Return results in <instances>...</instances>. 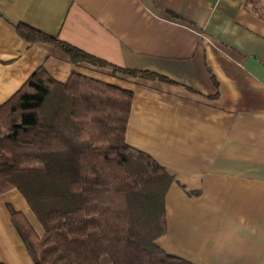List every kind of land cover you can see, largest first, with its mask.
Instances as JSON below:
<instances>
[{
    "label": "crops",
    "instance_id": "obj_1",
    "mask_svg": "<svg viewBox=\"0 0 264 264\" xmlns=\"http://www.w3.org/2000/svg\"><path fill=\"white\" fill-rule=\"evenodd\" d=\"M17 23L139 76L74 63ZM39 66L132 92L130 146L172 175L156 243L195 264H264V0H0V104ZM8 204L42 227L16 188L0 194V261L33 264Z\"/></svg>",
    "mask_w": 264,
    "mask_h": 264
},
{
    "label": "trees",
    "instance_id": "obj_2",
    "mask_svg": "<svg viewBox=\"0 0 264 264\" xmlns=\"http://www.w3.org/2000/svg\"><path fill=\"white\" fill-rule=\"evenodd\" d=\"M15 29L30 43L61 47L76 64L165 79L25 23ZM131 101L120 86L78 73L62 83L39 66L0 104V194L18 189L42 227L39 234L8 204L33 264H195L155 241L166 230L172 175L126 143Z\"/></svg>",
    "mask_w": 264,
    "mask_h": 264
}]
</instances>
